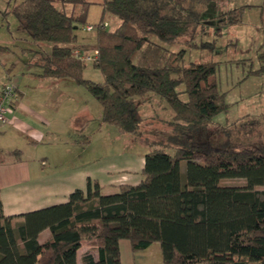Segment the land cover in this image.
Listing matches in <instances>:
<instances>
[{"label":"trees","instance_id":"16d2710c","mask_svg":"<svg viewBox=\"0 0 264 264\" xmlns=\"http://www.w3.org/2000/svg\"><path fill=\"white\" fill-rule=\"evenodd\" d=\"M212 1L101 0L92 45L97 60L91 62L100 70L101 82L83 77L85 61L73 52L91 49L77 34L84 29L91 1L13 4L17 29L34 44L50 46L35 51V76L84 86L101 104L100 122L121 133L139 131L142 117L135 97L164 100L173 119L165 141L151 144L144 153L137 184L102 193L97 181L88 178L85 188H75L65 202L26 211L19 218L5 216L0 202V264H78L83 239L91 246L81 253L80 264H121V239L132 251L157 241L161 264H264V188H256L264 184V135L258 134L256 142L245 141L256 133L258 120L221 126L225 139L212 142L213 117L228 108L215 63H185L183 49L167 47L187 37L191 47L214 49V41L194 42ZM65 3L81 8L66 13ZM254 6L264 12V3L241 4L222 12L219 21L239 23L245 9ZM1 12L5 16L8 10ZM106 13L120 20L112 30L104 25ZM9 51L0 44V53ZM256 60L257 67L251 63L242 80L264 75V48L258 49ZM11 153L18 158L20 150ZM230 178H241L244 184L222 183ZM43 229L50 236L40 242Z\"/></svg>","mask_w":264,"mask_h":264},{"label":"rangeland","instance_id":"374dc122","mask_svg":"<svg viewBox=\"0 0 264 264\" xmlns=\"http://www.w3.org/2000/svg\"><path fill=\"white\" fill-rule=\"evenodd\" d=\"M19 1L0 0V44L8 45L11 49L6 56H0V84L8 81L6 69L11 67V81L8 82L17 85L24 101L34 102L41 95L58 96V101L54 102V105L58 106L55 119L59 124L57 127L59 133L73 128L74 115L72 114L74 111L89 112L92 118L90 121L92 130L88 131L91 132V140L85 149H80L82 154L80 165L89 168L98 176L105 175L104 171L114 168L117 170L114 172L115 175L121 173L116 180V187L127 184L125 178H122L124 177L121 172L122 168L136 164L137 159L151 144L154 146V144L165 141L171 131L169 122L173 119V111L164 100L157 96L146 99L135 97L142 117L139 131L136 134L121 133L114 125L100 122L101 104L84 86H79L70 79L37 78L33 74L39 71L33 63L36 58L34 53L36 50L49 49L50 46L47 43L34 44L24 32L17 29V20L10 9L14 3ZM90 1L84 24H96L100 20L101 0ZM259 3H262V0H215L209 3L202 15V25L201 28H197L194 42L198 44L202 41H214L215 45L212 50L191 47L192 42L187 40V37H182L167 45L170 51L178 52L183 49L185 63H215V78L219 89L227 91L225 102L228 108L225 112L214 116L209 126L211 132L209 138L214 143L225 139L221 126H232L235 123L249 121L251 118L258 120L256 133L252 137H247L245 141L256 142L259 140L258 134L264 135V75L250 74L242 80L251 63L257 67L258 49L264 48V12L260 13V8L254 6L245 9L242 21L239 23L228 25L219 21V15L228 9L241 4L256 5ZM80 8L79 4L74 6L71 3H65L63 5L66 13H71L73 10L78 12ZM5 9L8 12L3 16L1 11ZM103 20L107 22L109 30L114 29L120 23L116 16L109 13L103 16ZM77 34L92 49L95 41V28L92 31H86L81 27L77 30ZM83 77L95 82H101L103 79L100 70L90 62H85ZM182 97L185 98V95ZM58 147L48 145L40 149L47 153L54 152ZM181 165L184 166V162ZM222 183L243 185L244 180L230 178L222 180ZM256 188H264V184ZM82 241L83 247L91 245L89 240L83 239ZM122 260L123 264H161L160 245L155 241L145 249L133 251L131 248L123 247Z\"/></svg>","mask_w":264,"mask_h":264},{"label":"crops","instance_id":"0c3cea01","mask_svg":"<svg viewBox=\"0 0 264 264\" xmlns=\"http://www.w3.org/2000/svg\"><path fill=\"white\" fill-rule=\"evenodd\" d=\"M7 54L0 53V56ZM6 70L7 80L11 81V67ZM8 81L1 83L0 87L11 83ZM13 85L18 97L8 111L6 121L0 123V202L3 214L17 217L26 211L65 202L75 188H85L88 178L99 183L102 193L116 191V180L121 175V173L115 175L116 169L106 170L105 175L98 176L89 168L80 165L82 155L80 149H85L91 140V132H88L92 130L91 114L86 110L74 111L73 128L59 133L57 128L59 124L55 119L58 106L54 105L59 97L41 95L34 102L24 101L17 85ZM71 124L68 125L69 128ZM81 134L87 136L89 141L79 143L77 139ZM16 138H20L21 141ZM48 145L59 147L54 152L47 153L40 149ZM14 149L20 150L18 158L11 153ZM143 155L137 159L136 164L122 168L121 172L124 174L122 178H125V183L137 184L141 180ZM49 236L50 231L43 229L38 234V240L42 242ZM82 243L83 241L77 250L78 264L81 253L91 246L83 247ZM123 247L130 248L126 239L119 240L121 264H123Z\"/></svg>","mask_w":264,"mask_h":264},{"label":"built area","instance_id":"2783aa9c","mask_svg":"<svg viewBox=\"0 0 264 264\" xmlns=\"http://www.w3.org/2000/svg\"><path fill=\"white\" fill-rule=\"evenodd\" d=\"M107 23H104L106 25ZM95 24H85L84 30L92 31L95 28ZM74 54L85 62H94L97 60V51L95 49L80 50L78 48L73 50ZM16 88L13 84L8 83L0 89V123L6 121V116L9 110L12 108L13 102L17 99Z\"/></svg>","mask_w":264,"mask_h":264}]
</instances>
